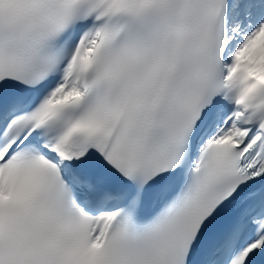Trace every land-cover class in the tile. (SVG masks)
I'll list each match as a JSON object with an SVG mask.
<instances>
[{"label": "snow or ice", "instance_id": "1", "mask_svg": "<svg viewBox=\"0 0 264 264\" xmlns=\"http://www.w3.org/2000/svg\"><path fill=\"white\" fill-rule=\"evenodd\" d=\"M0 264H264V0H0Z\"/></svg>", "mask_w": 264, "mask_h": 264}]
</instances>
